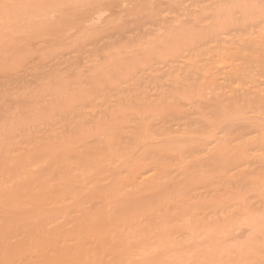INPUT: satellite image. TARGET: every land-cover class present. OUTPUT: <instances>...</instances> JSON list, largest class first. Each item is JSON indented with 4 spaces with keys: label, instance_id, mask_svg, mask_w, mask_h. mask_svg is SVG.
I'll return each instance as SVG.
<instances>
[{
    "label": "bare ground",
    "instance_id": "obj_1",
    "mask_svg": "<svg viewBox=\"0 0 264 264\" xmlns=\"http://www.w3.org/2000/svg\"><path fill=\"white\" fill-rule=\"evenodd\" d=\"M117 1L119 2V0H117ZM131 1H134L136 3V4L134 3L135 5H137L136 7L140 6V7H143V9L144 8L148 9V11L150 9L154 10V7L156 5V4L154 5V3H152L153 2L152 0H131ZM156 1L157 0H155V2ZM115 2L116 1L113 0V2H111V4L115 3ZM125 2H127V1H125ZM31 3H32V1H31ZM63 3H65V2H63ZM78 3L80 4V2H78ZM87 3L88 2H86V4ZM164 3H165V1H164ZM241 3H243V1H241ZM56 4H58V3H56ZM88 5L89 6L82 7V8H73V9L70 8V9H68L69 8L68 7L64 11L61 10L62 12H61L60 16L57 17L58 19L56 18V20L51 21V22L50 21L47 22V20H49V19H47L46 20L47 23H45L43 25H42V23L40 24L38 22V24L40 26L38 24H36V25L30 24L31 26L28 25L29 27H26V29L24 28L25 30L23 28H22L23 30L21 29V31H24V32H22L21 34L19 33V34L13 36L12 41H11L12 38L10 39V41H11V43H9L10 45H8V43H7L8 48H7V46L3 50H2V48H3L2 46H1L2 48H0V50H1L0 51V139H1L0 142H2V145L0 146V148L2 147L0 149V264H166V262H164L165 260L168 261L169 259L170 260L173 259V257H168V255H169L168 253L170 252L171 253L170 256H171L173 253H176V251H178V250L180 251V249H177V248H180L178 246V244H180V243H178V242H181L179 240H184V239H186L185 237H187V236L183 235V233H181V230H180V229H184L181 227H185V226H183V224L186 222H184V221H182V223L180 222L182 224V226L180 223H177L180 225V228L178 226H176L177 225L176 222L181 221L185 215L186 216H192V215L197 213V212H195L193 214V212L195 210L193 208H195L194 206H196V205H193V207L190 206L192 209H189L188 212L184 213L185 207L188 204V203H186L187 199H188L187 198L188 195L190 193H193L194 191L196 192V190H200L203 188H205L206 190H209V191L211 189H214V191H215V189L222 184L231 185V183L233 182L232 180H235V177H236V176H233L235 174V172H234V174H232L231 171L235 170L242 163L247 162L246 157H245L246 155L253 154L252 156H254L253 151L256 148L253 150L252 148L247 147L248 144H249L248 146L254 145L252 143H248L247 139L243 140L242 145L244 146V144H245L249 153L241 152L242 150L240 151L239 149L240 148L242 149V147L239 144H237L240 146V147L238 146L239 147L238 150L240 151L239 153L236 154V152H235L231 156L226 154V152L224 153L222 150L227 151V150H230V148H231V150L235 149V151H236V148H234V144H233L232 145L233 147L231 146L228 149H227V147H225V149H227V150L223 149L222 147H224V145L219 143L220 141H219V138L217 139V137H216L217 135L215 136V138L217 139V142L219 141L218 144L215 141V144L212 147L213 150L210 149V151H208L209 153L214 151L213 154L210 153V156L208 157L207 155H209V153L206 151L207 155L205 156V154L203 153V150H205L203 148L204 147L203 145L205 144L204 137H202L203 133H204V135L207 134L206 136H208V135L210 136V135L214 134L213 132H214L215 128H218L220 126V123L222 124V123H224L223 121L229 122V121H231V119L233 120L234 119L233 115H235L236 113H237L236 115L238 118L241 117V116H239L240 111H237L235 109L236 106L234 108L235 111L233 112V105H232V111H231L230 110L231 108H229L230 103H228L229 106L228 105L227 106H228L229 110H227L228 108H226L227 112H221L222 110L225 109V107L221 111H220V109H218L217 111H219V113L217 111H215L218 115L215 112L214 113L210 112L211 114H214V117L212 115L213 118L209 119L210 116L209 117H207V115L205 116L206 113L204 111H206V112L208 110L214 111L215 109H217V107L212 102H209V100L208 101L206 100V103H203L206 105L202 104V106H200L201 104H198V103H200L201 100L199 102L195 101L196 104L194 105V103H193L194 107L196 108L195 111L194 110L192 111L190 109H187V107H185L188 111H186L185 108L184 109L182 108V110H184L185 112L182 110H180L182 112H178L179 110L177 109V102L175 104L174 101L176 99H174L173 103L176 106L175 107L173 106V108H171L172 112L170 111V109H168L169 107H166V109H168V110L165 112L166 109H164L161 112V114H159L161 109L160 110L158 109L159 112L157 114L152 112V114L154 113V115H155V119L152 120V122L149 121V123H146L147 121L144 120L145 119L144 117H142V119H141V116H140L141 114H138L140 119L138 116L136 117V115L133 114L135 116L133 117V115H132V117H130L131 120H132V118L133 119L136 118V119L131 121V123H128V122H130V120H127L128 122L125 120L126 121L125 122L123 119L121 122L119 121V123L121 125L118 122H117V124H114V125L111 124V125H113L112 127L110 124H108L107 127L101 125V129H104V127H105L106 128L105 130H107L104 132H102L103 130L101 132H99L100 128L94 127V129H96V130L99 129L98 133L96 131V134L93 133V135H92V133H90L88 131L90 133V136H88L89 134H87L84 131L86 127L85 128L83 127L84 126L83 123L85 121L84 117L89 113H84L85 114L84 117H83L84 114L82 116L79 115L78 118L76 117L77 115H75V119L77 118L75 123L72 122L74 120L73 116H72L73 120L71 119L72 121L71 120L68 121L70 123H68L67 120H65V123L72 125L70 127L67 124V126H69V128H66V129L70 130V131H68V133L71 131H72L73 135L75 133L74 137L69 138V136L67 135L68 137L66 138V136L64 137L63 133H62V135H63L62 136L61 135L62 129L60 130L59 128L63 124V122H59V123L57 122L59 125L57 124L54 127L53 126L49 127V129H47V131H43L44 133L43 132L39 133V134H35V133L32 134L31 133L30 135H29L30 132L27 133L28 135H26L24 133L25 136H22L21 138H18V137L21 136L22 134L19 136L16 135V136H18L17 138L20 139V140H17L15 134H17L19 131L16 129L21 124H23V123L25 124L24 120L26 118H27V120L30 119L32 121H37L36 123L41 122L40 121L41 118H42V121H44V120L48 121L50 118L56 116V114L61 113L60 111H63V110L66 111V108H70L67 106H70V104L72 105V103H73L72 101L76 100V98H75V96H77L76 93L79 94V91L81 92V88H85V92L87 90L91 94L92 90H90L89 88L92 89V85L96 86L97 81H99V82L101 81V80H97L95 82V80H94L95 78L98 79L100 76L99 68L97 69L98 70L97 74H95L97 72L95 70V68L92 71L94 75L90 74L94 78H92V76H90V75L88 77H86V74H85V76H83V79H85V80H83L81 78L82 76L81 77L79 76L78 79L76 80V78L74 77L75 73L73 74L74 76L70 73L72 75V78L71 77L70 78L65 77L64 75H61V73H64V70H63V72L58 71L59 73H55L57 70H55V71L53 70L54 73L49 74V75L47 72L45 73L46 69H45V71H43L44 68L46 67L43 65V63L45 62L47 57L50 58V57H52L51 55L55 56L56 53H54V52L56 50H58L59 48H60L59 50H61L62 47H64V46L66 47V45L68 46L69 45L68 43L65 44V42L67 40L68 41L71 39L74 40L73 36L71 38L69 37L70 36L69 33H71L70 32L71 30L75 31V35L77 34L76 36H78L79 38H80V36L83 37V38H80L81 41H82V39L85 40V38L89 34V32L91 34L94 33L95 30L91 25H88V22H89L88 20H90V18L93 16L92 14L95 12V8L97 7V4L94 3V5H96V7H94L93 3L91 5L90 4H88ZM128 5H129V3H128ZM157 5H158V3H157ZM157 5H156V7H158V6L160 7V3L158 6ZM164 5H167V3ZM250 5H252V4H250ZM57 6H59V5H57ZM113 6H114V4H113ZM163 6H161V7H163ZM140 7H139V9H140ZM62 8L63 7H61V9ZM33 9H35V8H33ZM156 9L157 8H155V10ZM36 10H37V8H36ZM59 10H60V8H59ZM37 11L35 13L38 14L40 11L39 12H37ZM56 11L58 12V9ZM142 11H144V10H142ZM136 12H138V11H136ZM151 12H152V10H151ZM59 13H60V11H59ZM156 13H158V12H156ZM113 14H116V16H117V12H115ZM40 15H37L36 17L34 15V19L38 18V16H39V18H41ZM47 15H48V13H47ZM56 16H58V15H56ZM31 17H32V15H31ZM42 17H43V14H42ZM53 17H54V15H53ZM44 18H45V16H44ZM86 18H89V19L86 20ZM36 21H37V19H36ZM40 22H42V21H40ZM43 22H45V20ZM84 22H87V23H84ZM22 23H25V22L23 21ZM27 23H25V24L27 25ZM94 23H96V22H94ZM113 23L111 22L110 25ZM110 25H109V27H110ZM114 25H111V26H114ZM88 26H91L90 29ZM96 27H99L98 29L100 30V28H102L103 26L100 27V26L96 25L95 29H97ZM105 27H107V26H105ZM117 27H119V26L117 25ZM17 28L19 29L18 26H17ZM17 28H15V29H17ZM118 29L120 30V28H117L116 30H118ZM13 31H14V29H13ZM21 31L19 30L18 32H21ZM10 34H11V31H10ZM100 34H104V33L102 32ZM179 34H177V35H179ZM73 35H74V33H73ZM175 36H176V33H175ZM184 37H185V35H184ZM168 38L166 35L167 40H168ZM75 39H76V37H75ZM7 40H9V39H7ZM175 40H176V37H175ZM76 41L74 42V44L76 43ZM82 42H85V41H82ZM157 42H158V40H157ZM157 42H156V44H157ZM232 42H233V40H232ZM105 43H106V41H105ZM166 43H164V44H166ZM186 43H184V44H186ZM70 44H72V42ZM74 44H72V45H74ZM168 44H170V43H168ZM261 44H263V43H261ZM61 45H63V46H61ZM251 46H253V45H251ZM106 47H107V45H106ZM106 47H105V49H106ZM240 47H242V46H240ZM263 48H264V46H263ZM120 50L118 49V51H120ZM118 51H117V53H119ZM205 51H207V50H205ZM216 51H218V50H216ZM255 51H258V49L252 50L251 53H249L250 56H253ZM106 52L109 53L110 51H105V53L102 52V54L106 55L107 54ZM237 52L238 51H236V53ZM57 53H59V52H57ZM225 53H226V50H225ZM233 54H235V53H233ZM262 54L264 55V51ZM105 55L103 57L107 58V56L109 55L108 57L111 58L110 55H112V54L110 53V54H107L106 56ZM134 55H136V54H134ZM134 55L132 57H134ZM101 56L102 55H100V57ZM116 56H114V53H113L112 57H116ZM118 56H121L120 53ZM138 56H139V54H138ZM207 56H209V52H208ZM141 57L143 59V56H141ZM246 57L248 58L249 56L247 55ZM144 58H145V56H144ZM257 58H259V56ZM78 59H77V61H78ZM111 59H113V58H111ZM130 59L132 60V58H130ZM138 59H140V57ZM207 59L209 60V58H206V60ZM57 60H59V59H57ZM62 60H63V58H62ZM115 60H117V59H113L112 61H115ZM92 61H94V60H92ZM143 61H145V60H143ZM146 61H145V63H146ZM94 62L98 63L97 61H94ZM101 62H103V58H102ZM124 62H125V60H123V63ZM126 62H128V60ZM147 62H149V61H147ZM118 63H116V65ZM205 63L206 62H204V64ZM52 64H54V63H52ZM71 64H70V66H71ZM78 64L81 65L80 63H78ZM105 65H104V67L103 66L101 67L100 71H102L103 68L107 67V64H105ZM109 65H110V63H108V66ZM119 65H121V64H119ZM130 65H132V63H130ZM135 65H137V63H135ZM211 65L213 67L224 68L226 75L221 76V74L218 72H216V73L211 72V75H209V77L207 78L208 81L207 82H201V83L202 84L208 83L209 84L208 87L213 92H215L217 94L224 93V91L222 90V87H223L221 85L222 83H225L230 88H233V87L242 86L244 84V82L250 78L248 76V73L250 71L247 72V69L250 67L247 66L243 57H236L234 59L233 58L231 59L227 55H224L223 51H222L220 54L216 55V58L213 59ZM57 66H58V64H57ZM64 66H65V64H64ZM64 66H62V68ZM66 66L68 67V64H66ZM66 66H65V69L67 68ZM100 66H98V67H100ZM114 66H115V63H114ZM206 66H208V65H206ZM206 66H205V68H206ZM78 67H81V66H78ZM81 68H79V69H81ZM83 68L86 69V67H83ZM70 69L73 70L72 68H70ZM108 69H107V71L110 70V69L109 70ZM198 69H200V68L198 67ZM251 69H252V67H251ZM256 69H257V71L261 72L262 70H264V67L259 66V68H256ZM103 70H105V69H103ZM115 70H118V69H115ZM84 71L85 70L83 69V72ZM94 71H96V72H94ZM71 72H73V71H71ZM77 72H79V71H77ZM81 72H82V70L79 73H81ZM112 72H114V70L111 71V76H112V74H114ZM201 72L202 71L200 70V73ZM203 72H205V74H208V73H206V71H203ZM101 73L103 75V71ZM116 73H118V72H116ZM124 73H125V71H124ZM200 73H198V74H200ZM250 73L253 74V71L251 70ZM96 75H99V76L96 77ZM105 75L106 74L104 73V76ZM101 76H100V78L101 79L103 78L102 83H105L104 80H106V79H104V76L103 77H101ZM257 76H260V75H257ZM73 77L75 79H73ZM174 77H175L174 75L171 76V78H173L172 80H175L176 77L175 78ZM91 78L94 81L91 80ZM80 79H81V81H80ZM222 79H224L226 82L222 81ZM262 79H264V78H262ZM114 80H115V78H114ZM119 80L121 81V79H119ZM145 81L146 80H144L143 82L145 83ZM249 81H250V79H249ZM255 82L260 84L261 81L260 82L255 81ZM87 84H89V86H91V87H89ZM99 84H101V83H99ZM106 84H107V82H106ZM86 85L89 88H87ZM140 85L133 87V89H130V90L128 89L129 92L130 93L134 92V91L139 92V91H141L140 87H141V89L143 87L144 88L148 87V85L143 86L142 83ZM97 86H96V88H97ZM138 86H139V89H137ZM263 86H262V88L260 85H259V88L256 86L257 90L259 89L258 92L262 91ZM103 88H105V87H103ZM253 89L254 88H252L251 90L254 91L255 89L254 90ZM100 90H102V89H100ZM128 90H127V93H128ZM121 91H123L121 94L116 93V94L120 95L121 97L118 95H117V97H115V94H110V93H109L110 94L109 96L106 95V97L107 96L109 97L108 100L105 99L106 97L102 95V97H105V98H103L104 104L110 103L109 101H111L110 99H111L112 95L114 96V97H112V98H114V101L117 98L116 101L120 105H121V102L123 99L128 100L127 96H130V94L128 93V95L125 96L126 91H124V90H121ZM252 91H249V92L253 93ZM70 92H72V93H70ZM88 92H86V93H88ZM249 92H248V95L252 96V94L251 93L249 94ZM263 92H264V90H263ZM111 93H113V92H111ZM71 94H73L75 96L73 97V95L71 96ZM90 94H88V95H90ZM92 94H95V93H92ZM141 94H139V95L141 96ZM257 94H258L257 97L255 96L256 97L255 102L257 99L259 101V95L261 93L260 94L257 93ZM262 94H264V93H262ZM82 95H84V94L82 93ZM86 95L87 94L84 95V99H86L88 97V95L87 96ZM133 95H135V94H133ZM243 95H245V92L242 93L241 96H243ZM246 95H247V93H246ZM95 96H96V94H95ZM241 96L240 97L238 96V98L235 99V103H233L234 100H232L231 104L236 105L237 100L239 103V99L243 98ZM247 96H245V97H247ZM71 97L74 99H72ZM137 97H139V96L137 95ZM143 97H145V96L143 95L142 98ZM219 97L220 96H218V98ZM235 97H237V96H235ZM70 98L72 99V101ZM82 98H83V96H82ZM99 98H97V100ZM130 98H131V100H133L132 96H130ZM224 98H226V97H224ZM66 99L69 100L70 104L67 103ZM137 99H139V98H137ZM227 99L223 100L221 97L219 98L220 101H222V100L226 101ZM139 100H141V99H139ZM144 100H145V98H144ZM229 100H231V99H229ZM64 101H66V102H64ZM78 101H79V98H78ZM114 101H111V102H114ZM162 101H161V103H163ZM217 101L218 100H216V102ZM247 101L245 100V102H243V104H242L243 109H240L241 114H244L245 112L247 114L248 113L247 111L250 112V107L252 104H250V106H247V105H249L247 103ZM258 101L256 103H254L255 105L254 104L252 105L254 107V109L256 108ZM126 102H129V100ZM134 102L136 103V99L134 100ZM137 102H140V101L137 100ZM207 102H209L208 103L209 106L211 103L214 106L212 108H208V109H206V107H205V109H204L203 106H207L208 105ZM250 102H251V100H250ZM62 103H63V105H62ZM65 103H67V104H65ZM189 103H191V102H189ZM224 103H226V102H222V104H224ZM95 104L96 103H94V104L92 103V107H91V104L89 107L86 105L87 107L85 108L86 109L85 111H88L87 108H89V109L92 108L91 112H93V109L95 107H97V105H95ZM140 104H142V103H140ZM167 104H166V106H167ZM244 104L246 105L245 110L248 109L246 111H244ZM105 105H107V104H105ZM196 105L203 107L202 108L203 110L200 107H198L199 109H197ZM261 105H262V109H260ZM261 105L260 104L257 105V109H255L256 111L253 109V107H252V109L254 110L253 111L254 113L257 112L258 109H260L259 114L261 115V118H264V110H263L264 105H263V103H261ZM81 106H82V104H81ZM129 106L130 105H127V107H129ZM143 106H144V103H143ZM149 106H150V104H149ZM190 106H192V105H190ZM218 106H220V104H218ZM135 107H137V106H135ZM170 107H171V104H170ZM237 107H238V105H237ZM174 108H176L177 110H175ZM238 108H240V107H238ZM130 109H131V107H130ZM144 109H145V106H144ZM147 109H149V108H147ZM154 109H156L155 112H157V108H154ZM64 111H63V113H65ZM129 111L130 110H128L127 112H129ZM147 111H149V110H147ZM229 111H231L230 112V115H231L230 120H228L230 118L229 117L230 116ZM242 111H244V113H242ZM78 112L80 113V111H78ZM98 112H99V110H98ZM127 112L124 111V115L122 112L121 115L123 117H121L120 119L124 118L125 114ZM119 113H120V111H119ZM129 113L131 114V112H129ZM129 113L127 114V117H125V119L126 118L130 119V118H128V116H131ZM145 113H146V110H145ZM148 113H150V111L147 112V114ZM185 113H186V115L188 114L190 116H188V115L185 116ZM222 113H224V114H222ZM95 114L97 115V113H95ZM192 114H194V116L197 119L195 118L193 120L194 117L192 118V116H191ZM219 114H221V115L219 116ZM225 114L226 115L228 114L226 117V118H228L227 120H224V119H226ZM223 115H225V116H223ZM254 115L255 116H253V117H256V114H254ZM148 116H151V115L148 114ZM222 116L224 117L223 120H221ZM215 117H217L216 120L220 119L221 122L218 121V123H214L215 120L214 121H212V120ZM242 117H245V116H242ZM242 117H241V120H242ZM247 117H249V116H247ZM113 118H115V117L113 116ZM150 118L152 119V116ZM206 118L208 121H210V122L212 121L213 123L207 122V120H205ZM249 118H251V117H249ZM59 120H61V119L59 118ZM112 120H114V119H112ZM115 120H116V118H115ZM241 120H240V122H242V123L245 122L244 124H247L246 125L247 127L245 126L247 128L246 131H248V127H250V130L255 129V127H254L255 125H252L253 121H254L253 124H256V128H257V124L258 125L260 124L259 121H258V123H255V122H257V120H254L252 118H251V120L247 119V121L246 120L241 121ZM98 121H99V119H98ZM248 121H252V122H250V124L252 125V128H251V125L248 126V123H249ZM86 122H89V121L86 120ZM60 123H62V124H60ZM114 123H116V122H114ZM230 123L232 125H234V122H230ZM230 123H228V124H230ZM236 123L238 124V122H236ZM118 125H120V126H118ZM232 125H231V127H232ZM98 126H96V127H98ZM102 126H103V128H102ZM21 127H23V126H21ZM21 127H19V128H21ZM46 127H48V126H46ZM223 127H225V125ZM253 127H254V129H253ZM28 128H29V126H28ZM259 128L260 127H258V129ZM22 129H24V128H22ZM31 129H33V128H31ZM91 129H93V128H91ZM258 129H256V130H258ZM15 130L18 132H16ZM231 130H232V128H231ZM261 130H262V128H260V130H259L260 131L259 135L262 133ZM14 131H15V133H14ZM220 131H221V129H220ZM243 131H245V128ZM198 132H200L199 135H201V137L198 136ZM263 132H264V130H263ZM226 133H227V131L224 132L223 134H221L222 138H223V135L225 134L224 135L225 137L223 138L224 140L226 139L225 141H227L231 136H232L231 139L233 137L236 138L235 136L238 135L236 133H239V132L236 131L235 132L236 135H234V133L230 132V130L228 132L230 135L228 133L227 134ZM226 135H228V137H226ZM245 135L246 134H244V136ZM244 136H242V137H244ZM262 136L263 135L261 134V137ZM90 137H93V138H90ZM22 138H23V140H22ZM215 138L212 137L211 139L209 138V140L214 141L213 139H215ZM237 138H239V136ZM263 138H264V136H263ZM205 139H206V137H205ZM223 139L221 140V138H220L221 142L223 141ZM177 140H178V142H177ZM180 140H181V144H182V142L185 144L181 145L179 143ZM209 140L206 139V141H209ZM245 140L247 143L244 142ZM235 142H237V141L235 140ZM229 143L230 142H228V144ZM201 145H202V147H201ZM237 145L235 144V147ZM258 145H260V143ZM219 147H221L220 148L221 150H219ZM263 147H264V145H263ZM202 148H203V150H202ZM196 152H200L203 154L200 157V159L198 158L199 159L198 161H201V162L203 161V158H204V161L202 162V164L201 163L198 164L197 157L199 155L196 154ZM227 152L229 153V151H227ZM233 152H234V150H233ZM256 153H258V152L256 151ZM256 153H255V155H256ZM211 154H212V156H211ZM235 154H236V156H234ZM263 154L261 155V157L264 156ZM237 155H239V156H237ZM190 159L192 161L194 160L193 163H191V164H190V161H191ZM263 159H264V157H263ZM261 163H262L261 166L264 167V162H261ZM237 170H238V168H237ZM238 174H236V175H238ZM243 181H244V179H243ZM243 181H241V182H243ZM237 183H235V184H237ZM243 184H244L243 187H247L246 184H249V183L244 182ZM223 187H225V185H223ZM205 189H204V191H205ZM231 190H234V189L231 188ZM211 191H210V194H212ZM230 192L232 195V191H229L228 194L230 195ZM216 195H219V194H216ZM231 195H230V197L227 195L228 196L227 198H232L233 196L231 197ZM233 195L236 196L238 194L234 193ZM240 195L237 197H240ZM258 195H256V197H258L257 199H259L260 201L257 200L256 203L258 202L257 204H259V202H260V205H261V202L263 203L264 201H262L261 200L262 198H259L260 195L259 196ZM214 197L215 196H213L212 198L214 199ZM216 199H214V200L216 201ZM218 199L220 200V198H218ZM209 200L214 201V200H211L210 198H209ZM237 200H239V199L237 198ZM188 201H191V199ZM206 201H208V200H206ZM210 201H209V203H213ZM231 201L233 203V200H231ZM192 202H194V201H192ZM243 202H244V200H243ZM214 204H216V203H214ZM229 204H230V202H229ZM198 205H201L200 202ZM203 205H205L204 202L197 209L200 208L199 210L201 211V209H205L211 204L205 205V206H203ZM242 206L244 207V205H242ZM181 208H183V210ZM212 208L210 206V209H212ZM225 208H227V207H225ZM216 209H217V207H216ZM211 211H213V213H214L217 210L212 209ZM203 213L204 212H202V215L205 214V213L204 214ZM207 213H210V210H209V212L207 211ZM210 214H212V213H210ZM199 215L202 217L201 213ZM193 218L190 220L191 223H192V221H195V219L197 220L198 217L197 218L193 217ZM188 219H187V222H189ZM198 221H199V219H198ZM194 223L199 224L197 221L193 222V224ZM257 224H260V223H257ZM184 225H186V224H184ZM174 226L177 228H174ZM194 226L198 229V226H196V225H194ZM194 226H193V228H194ZM189 227H190V225H189ZM178 228L180 231L178 230ZM187 228H185V230H187ZM191 229H192V227H191ZM200 229H201V227H200ZM188 233L193 234L190 231H188L187 234ZM181 236H184V238ZM213 236H216V235H213ZM178 237H180V239ZM193 238H195V237H193ZM200 238H199V240H200ZM205 238H206V236H205ZM190 239H192V237ZM183 242L184 241H182V243ZM199 242H197V243H199ZM197 243H196V245H197ZM201 243H199L197 246L195 245L196 247L195 246L193 247L195 250L192 248H189L192 245H190V246L188 245V248H187L188 253L185 252V253H183V255L185 254L186 257H189L191 255V253L195 252L194 254H197L198 256H200L199 254H201L202 251L207 248L205 246H208L203 242L205 244L204 245L202 243L205 247V248H203V245H200ZM199 245H200V247H199ZM176 246H178V247H176ZM184 248H186V247H183V249ZM196 248L200 249V250H197ZM201 248H203V249L201 250ZM183 249H182V251H183ZM184 250H186V249H184ZM196 251H200L201 253L199 252V254H198V252H196ZM136 254L137 255L139 254L142 257V258H140L142 260H140L141 262H139V263L132 260V259H134V256H136ZM197 255H195V257L193 255L192 256H193V258H195L197 260V258H198ZM139 257H136V258L139 259ZM136 258H135V260H136ZM181 258H183V257H181ZM190 258L192 259L191 256H190ZM200 258H202V257H200ZM200 258H199V260H200ZM176 259L178 260L179 258H176ZM183 259H185V258H183ZM194 260H192V261H194ZM183 261H185V260H183ZM200 261H202V260H200ZM186 262H187V260H186ZM195 262L198 264L197 261H195ZM172 263H173V260H172Z\"/></svg>",
    "mask_w": 264,
    "mask_h": 264
},
{
    "label": "rangeland",
    "instance_id": "obj_2",
    "mask_svg": "<svg viewBox=\"0 0 264 264\" xmlns=\"http://www.w3.org/2000/svg\"><path fill=\"white\" fill-rule=\"evenodd\" d=\"M1 1H0V6L2 8L0 7L1 8L0 9V48L3 47L2 50L5 49L6 46L8 48V45H10L9 43H11V41L13 40V38H12L13 36H15L19 33L21 34L22 32H24V31H21V29L22 28L26 29V27H29L28 25H30V24L36 25L39 22L40 24L42 23V25H43L49 21L50 22L54 21V20H56L57 17L60 16V14L62 12L61 10L64 11L68 7H69L68 9H70V8L73 9V8L86 7V6H89L88 4L91 5L92 3H93V5H94V3L97 4V7H96V5H94V7H96V8H95V12L92 14L93 16L92 17L90 16L91 18H90V20H88L89 22L87 21L88 25H91L94 28V30H95L94 33L91 34L89 32V34L86 36L87 39L85 37H84L85 40L82 39V41H85V42H82L80 38H83V37L80 36V38H79L78 36H76L77 34L75 35V31L71 30L70 31L71 33H69V35H70L69 37L71 38L73 36L74 40H72V39H71L72 41L67 40L65 42V44H67V43L69 44L68 46L66 45L67 48L65 46H64L65 48L62 47L61 50H59L60 49L59 48L58 50H56L54 52V53H56L55 56L51 55L52 57H50V58L47 57V59L43 63V65L46 66L43 71H45V69H46L45 73L47 72L49 75V74L54 73L53 70L54 71L57 70L55 73L63 72V70H64V73H61V75H64L65 77H69V78L70 77L72 78V75L75 73L74 74L75 76L74 75L73 76L76 78V80L78 79L79 76L80 77L82 76L81 78L83 79V76H85V74H86V77H88L90 74H93L92 71L94 70V68L97 71V72L94 71V72H96L95 74L98 73V70H97L98 68H99L100 76L102 75L101 72L103 71V75L101 77L104 76V73L106 74L104 76V79H106V80H104L105 83H102L103 78L101 79L99 75H96V77L99 76V78L98 79L95 78L94 79L95 82L97 80H101L100 82L97 81V84H96V86L98 85L97 88H96V86L92 85V89H91V88H89V87H91V86H89V84H87L89 87L86 85L87 88L92 90V93L96 94V96H95V94L91 93L93 95L92 96L90 94V92H88L87 90H86V92H88V93H86L85 88H81V92L84 95L90 94V95H88V97L86 99H84V95H82V93L79 91L80 95L78 93H76L77 96L71 94V96L73 95V97L75 96V98H76L75 101L74 100L72 101V99H74V98H72V97H71L72 99L70 98L71 101L73 102L72 105L69 103V100L66 99L67 103L70 104V106H67V107H70V108H66V111L63 110L65 113H63V111H60L61 113L57 112L58 114H56V116L50 118L48 121L47 120L42 121V118H41L40 119L41 122H39V123H36L37 121H32L30 119L27 120V118H26L24 121H25V124L27 126L22 122L23 124H21L19 127H21V126H23V127H21V128L18 127L16 129L20 133L15 130L16 132H18L17 134H15V136L16 135L19 136L21 134L22 135L19 137L16 136V138L17 137L21 138L22 136H25V134L28 135L27 133H29V132H30L29 135L31 133L32 134L33 133H35V134L42 133L43 131H47V129H49V127L56 126L59 122H63V124L60 123L63 126L61 125L62 127L60 126V128H59L60 130L62 129L61 135L63 133L64 137L66 136V138L68 136H69V138L74 137L75 133H74V135L72 134V131L68 133V131H70V130L66 129V128H69V126L70 127L72 126L71 124L70 125L68 124V123H70L68 121L74 117L73 118L74 120L72 119L73 121L72 120L71 121L75 123L78 116L79 115L82 116L84 113H89L86 116H85V114L83 115V117L85 116L84 117V120H85L84 123L85 124L83 123V125H84L83 127L84 128L86 127L84 131L87 134H89L88 136H90V133H92V135H93V133L96 134V131L98 133L99 129L96 130V129H94V127L100 128L99 132H101L102 130H103L102 132H104V131H107V130H105L106 129L105 127H107L108 124L114 125V124H117V122L119 123V121L121 122L123 119H124V121L130 120V122H128V121L127 122L131 123V121L136 119V118H134V119L132 118V120H131L130 117H132L133 114H135L136 117L138 116V114H141L140 115L141 119H142V117H144L145 118L144 120L147 121V122L145 121L146 123H149V121L152 122V120L155 119L154 113L157 114L159 112L158 109L159 110L161 109L159 114H161V112L164 109H166V107H169L168 109H170V111L172 112L171 108H173V106L174 107L176 106L175 105L176 102H177V109L179 110L178 112L184 111V110H182V108L184 109L185 107H187V109L195 111L196 108L194 107V105L196 104V102H199L200 100H201L200 103H198V104H201L200 106H202L203 103H206V100L207 101L209 100V102H212L217 107V109H215L214 111H211V110L210 111L208 110L207 112L204 111L206 113V114L204 113L205 116L206 115H207V117L210 116L209 119L210 118L212 119L214 117V114H211V113H214L218 109H220V111H221L225 107V109L222 110L221 112H227V110H229V108H231L230 110L232 111V105H233V112L235 111L234 108L236 106L235 109L237 111H240L239 116H241V117L245 116V117H242L243 121H245V120L247 121V119L251 120V118L254 120H257V122H255V123H258V121H259L260 124L259 125L257 124V128H256V124H253L254 121L253 122L248 121L249 122L248 126L251 125L250 122H252V125H255L254 126L255 129L253 127L254 130H252V129L250 130V127H248V131H246V129H247L246 125L247 124H244L245 122H243V123L240 122L241 117L238 118L236 115L237 113L235 114L236 116L233 115L234 119L232 120L231 115H230L231 111H229V115H230L229 119L226 118L228 114L227 115L225 114L226 116L225 115H223V116H225V118H226L224 120H227V119L230 120L231 119V121H229V122L223 121L224 123L221 124L220 122H221V120H223L224 117L222 116L221 120L220 119L216 120L217 117H215L212 121L215 120L214 123H218V121H220L219 122L220 126L219 127L217 126L218 128H215V130L213 132L214 134L211 133L212 135H210V136L209 135L206 136L207 134L205 133L206 135H204V133H203L202 137H204V142H205V144L203 143L204 144L203 148L205 150H203V148H202V150H203V153L205 154V156L207 155L206 153L208 151H210V149L213 150L212 147L214 146L215 141L217 144L220 141L219 143L224 145V147H222L223 149H225V147H227V149H228L229 147H231L234 144V148H236V151H235V149L231 150V148H230V150L225 149V150L229 151V153L227 151L222 150L224 153L226 152V154H228L230 156L233 155V153H235V152H236V154L239 153L241 150H242L241 152L249 153L247 150V147H250L253 150L256 148L253 151L254 156H252L253 154L246 155L245 157H246L247 162L242 163L240 166H238L237 167L238 170L236 168L235 170L231 171L232 174H234V172H235V174L233 176L237 177V178L235 177V180H232L233 182L231 183V185L222 184L219 187H217L215 189V191H214V189H211L212 191L211 190L210 191L212 192V194H210L209 190H206L205 188H203L200 190H196V192L194 191L193 193H190L188 195V197H187L188 199H187L186 203H188L187 206L188 205L189 206L185 207L184 213L188 212L189 209H192L191 207H193V205L197 206L199 204V202L201 205L203 202L205 203V205H209V204H211V205H209L205 209H201V211L199 210L200 208L197 209L201 205H198L197 207L194 206L195 208H193V209H195V210H194L193 214L195 212H197L196 214H194L192 216H186L185 215L181 221L176 222V224L180 223V222L182 223V221L186 222V223L183 222L184 224H186V225L183 224V226H185V227H181L184 229H180V230H181V233H183V235L187 236V237H185L187 240L186 239L179 240V241H181V242H178V243H180V244H178V246L180 248H177V249H180V251L178 250L179 251L178 252V251H176L177 250L176 249L175 250L176 253L172 252L173 254L171 256H170L171 253L169 252L168 257H173V259H171V260L169 259L168 261L165 260L164 262H166V264H188V263L189 264L190 263L191 264H194V263L197 264L195 261H197L198 264H201V263L202 264H264V202L263 203L261 202V205H260V202H259V204H257L258 202L256 203L257 200L260 201L259 199H257L258 197H256V195H258V194L260 195L259 198H262L261 200L264 201L263 200L264 199V194H263L264 193V167L261 166L262 165L261 162H264V159H263L264 156L261 157V155L264 153V147H263V145H264V138H263V136H264V134H263L264 133L263 132V130H264V128H263L264 127V121L263 120H264V118H261V115L259 114V110L262 109L261 103H263V105H264V94H262V93H264L263 92V90H264V86H263L264 85V79H262V78H264V70L259 72L256 69V68H259V66L264 67V55L262 54L264 51V48H263V46H264V0H251V1L250 0H247V1L246 0H240V1L239 0H235V1L234 0H163V1L157 0L156 2H155V0H152L153 1L152 3H154V5L155 4L157 5V3L159 5V3H160V7L158 5H157L158 7H156V5H155L154 10L150 9L149 11H148V9H146V8L143 9V7H140V6H139L140 9H139V7H136L137 5H135L136 3L134 1H131V0H119V2L117 0H115L116 2L112 3V4H111V2H113V0H95V1L94 0H81V1L80 0H31L32 3L30 0H14L15 2L13 0H1ZM125 1H127V2H125ZM164 1H165V3H164ZM241 1H243V3H241ZM63 2H65V3H63ZM78 2H80V4ZM86 2H88V3L86 4ZM56 3H58V4H56ZM105 3L106 4L108 3V4L106 5ZM128 3H129V5H128ZM163 3L164 4L167 3V5H164ZM113 4H114V6H113ZM250 4H252V5H250ZM57 5H59V6H57ZM161 6H163V7H161ZM58 7L60 8V10ZM61 7H63V8L61 9ZM33 8H35V9H33ZM36 8L38 11L36 10ZM56 8L58 9V12L56 11L57 10ZM155 8H157V9L155 10ZM142 10H144V11H142ZM151 10H152V12H151ZM36 11L37 12L40 11V12L37 14V13H35ZM59 11H60V13H59ZM136 11H138V12H136ZM115 12H117V16H116V14H113ZM156 12H158V13H156ZM47 13H48V15H47ZM42 14H43V17H42ZM31 15H32V17H31ZM34 15H35V17L37 15H40L41 18H39V16H38V18L34 19ZM53 15H54V17H53ZM56 15H58V16H56ZM44 16L46 19L44 18ZM36 19H37V21H36ZM47 19H49V20H47ZM87 19H89V18H86V20ZM44 20H45V22H43ZM46 20H47V22H46ZM23 21L25 23L28 22L27 25L25 23H22ZM40 21H42V22H40ZM87 22H84V23H87ZM94 22H96V23H94ZM111 22L112 23L114 22L111 25H114V24L115 25L111 26L110 25ZM96 25H98L100 27L103 26V27L100 28V30L98 29L99 27H96L97 29H95ZM109 25H110V27H109ZM117 25L119 27H117ZM17 26L19 27V29L17 28ZM91 26H88L89 29ZM105 26H107V27H105ZM116 27L120 28V30L119 29L116 30L117 29ZM15 28H17V29H15ZM13 29H14V31H13ZM19 30L21 32H18ZM10 31H11V34L13 33L12 35L10 34ZM101 31L104 34H100V33H102ZM174 32L176 33V36H175ZM73 33H74V35H73ZM177 34H179V35H177ZM166 35H167V38L169 37L168 40L166 39ZM184 35H185V37H184ZM74 36L76 37V39ZM175 37H176V40H175ZM7 39H9V40H7ZM10 39H11V41H10ZM157 40H158V42H157ZM232 40H233V42H232ZM75 41H76V43H75L76 45L74 44ZM105 41L107 44L105 43ZM71 42L74 45L70 44ZM156 42H157V44H156ZM7 43H8V45H7ZM164 43H166V44H164ZM168 43H170V44H168ZM184 43H186V44H184ZM261 43H263V44H261ZM106 45H107V47H106ZM251 45H253V46H251ZM61 46H63V45H61ZM240 46H242V47H240ZM105 47H106V49H105ZM118 49L119 50L121 49L120 50L121 52L118 51ZM256 49H258V51H255L254 55L250 56L249 53H251L252 50H256ZM96 50L97 51L99 50L100 52L99 51L97 52ZM104 50L110 51L109 53L106 52L107 54L111 53L113 55V53H114V56L117 55L116 57H112V55H110L111 58L117 59V60L112 61L113 59L109 58L108 57L109 55L107 56V58L103 57L105 55V54H102V52L105 53ZM205 50H207V51H205ZM216 50H218V51H216ZM225 50H226V53H225ZM117 51L120 53L121 56H118L119 53H117ZM222 51H223L224 55H227L231 59L232 58L234 59L236 57H243L247 66L250 67V68H248L249 70L247 69V72L248 71L251 72V70H252L253 74L250 72L248 73V76L250 77V78L249 77L248 78L250 79V81H249V79H247V81H245L242 86L230 88L225 83H222L221 85L223 86L222 90L224 91V93L217 94V93L213 92L208 87V85H209L208 83L202 84L201 82H207L208 81L207 78L209 77V75H211V72H215V73L218 72L221 74V76L226 75L224 68L213 67L211 65L213 59L216 58V55L220 54ZM236 51H238V52L236 53ZM57 52H59V53H57ZM208 52H209V56H207ZM233 53H235V54H233ZM134 54H136V55H134ZM138 54H139V56H138ZM100 55H102V56L100 57ZM133 55H134V57H132ZM140 55L143 56V59ZM247 55L251 59L249 57L247 58L246 57ZM144 56H145V58H144ZM258 56H259V58H257ZM139 57L141 60L138 59ZM62 58H63V60H62ZM102 58H103V62H101ZM130 58H132V60ZM206 58H209V60L208 59L206 60ZM57 59H59L60 61ZM77 59L79 62L77 61ZM92 60L97 61L98 63H96ZM123 60H125L124 63H123ZM127 60H128V62H126ZM143 60H145V61L147 60L150 63L147 61L145 63V61H143ZM203 61L206 63L204 64ZM88 62L89 63L91 62V63L89 64ZM52 63H54L55 65ZM78 63H80L81 65H79ZM108 63H110L109 66H108ZM114 63H115V66H114ZM116 63H118V64L116 65ZM130 63H132V65H130ZM135 63H137V65H135ZM57 64H58V66H57ZM64 64H65V66H66V64H68V67L66 66L67 67L66 69H65ZM70 64H71V66H70ZM105 64H107V67L110 70L106 67V68H103L105 70L102 69V71H100L101 67L102 66L104 67ZM119 64H121V65H119ZM97 65L98 66L101 65V66L98 67ZM206 65H208V66H206ZM62 66H64V67L62 68ZM78 66L86 67V69L83 67L82 68L78 67ZM205 66H206V68H205ZM198 67L200 69H198ZM251 67H252V69H251ZM70 68H72L73 70H71ZM79 68H81V69H79ZM114 68L118 69V70H115ZM83 69L86 72L85 71L83 72ZM107 69L109 71H107ZM81 70H82V72L79 73ZM112 70H114V72H112L114 74H112V76H111ZM200 70L202 71L201 73H200ZM71 71H73V72H71ZM77 71H79V72H77ZM124 71H125V73H124ZM203 71H206V73H208V74H205V72H203ZM116 72H118V73H116ZM198 73H200V74H198ZM173 75L177 79L174 77L175 80H172L173 78H171V76H173ZM257 75H260L261 77L257 76ZM90 76H92V75H90ZM74 77H73V79H75ZM110 77L111 78L113 77L112 78L113 80ZM92 78H94V77L92 76ZM92 78H91V80H93ZM114 78H115V80H114ZM119 79H121V81ZM83 80H85V79H83ZM144 80H146L145 83L143 82ZM80 81H81V79H80ZM222 81L226 82L224 79H222ZM255 81H258V82L261 81V82L259 84ZM98 82L101 84H99ZM106 82H107V84H106ZM141 83L143 86L148 85V87H145V88L143 87L142 89L140 87L141 91H139V92L138 91L135 92L134 91L135 89L133 90L135 93L129 92L130 89H133V87L140 85ZM258 84L261 86V88L263 86V89L260 92H258L259 89L257 90V87L259 88ZM103 87H105V88H103ZM252 88H254L257 92L254 89H253L254 91H252L251 90ZM100 89H102V90H100ZM137 89H139V86L137 87ZM121 90L126 91L125 96H127L129 93L130 96H132L133 100H131L130 96H127L129 102H126L128 100L123 99L121 102V105H120L116 101L117 98L114 101V98H112L114 96L112 95L110 100L114 101V102L109 101L110 103H105L107 105L104 104L103 98H105L106 95L109 96L110 94H115V97H117L118 94H116V93L121 94L123 92ZM127 90H128V93H127ZM249 91H252L253 93H251ZM111 92H113V93H111ZM244 92H245V95L241 96L242 93H244ZM248 92H249V94L251 93L252 96L248 95ZM70 93H72V92H70ZM246 93L248 96L246 95ZM257 93H259V94L261 93L259 95V101H258V99L256 100V102L258 101L257 105L260 104L261 106H260V109H258V111H257L258 113L257 112L254 113L253 111L255 109H257V105H256L255 109L252 105L254 103H256L255 99L258 95ZM133 94H135V95H133ZM139 94H141V96ZM102 95L105 97H102ZM137 95L139 97H137ZM143 95L145 97L142 98ZM82 96H83V98H82ZM108 96L105 99L108 100V98H109ZM118 96H120V95H118ZM218 96H220L223 100L227 99L228 97L229 98L226 101H223V100L220 101L219 100L220 97L218 98ZM235 96H237V97H235ZM238 96L239 97L241 96L243 98L239 99V103L237 100L236 105L231 104L232 100H234L233 103H235V99L238 98ZM245 96H247V97H245ZM224 97H226V98H224ZM78 98H79L80 102L78 101ZM97 98H99V99L97 100ZM137 98H139L141 100H139ZM144 98H145V100H144ZM135 99H136V103L134 102ZM174 99H176L174 101L175 104L173 103ZM229 99H231V100H229ZM137 100L140 102H137ZM216 100H218V101L216 102ZM245 100L246 101L248 100L247 103L249 105H247V106H250V104H252L250 107V112L247 111L249 114L251 113L250 115L248 113L246 114V112L244 113V111L248 110V109L245 110V106H246L245 104L246 103L244 104V111H242V113H244L245 115L241 114L240 109H243L242 104H243V102H245ZM250 100H251V102H250ZM161 101L163 103H161ZM64 102H66V101H64ZM189 102H191V103H189ZM209 102H207V104ZM222 102H226L227 104L226 103L222 104ZM67 103H65V104H67ZM92 103L93 104L96 103L95 105H97V107L99 109L97 107H95L94 108L95 110L93 109V112H91L92 108L91 109L87 108L88 111H85L86 110L85 108L87 106L89 107L90 104L92 107ZM140 103H142V104H140ZM143 103H144L145 109H144ZM193 103H194V105H193ZM212 103L210 104V106H209V104L207 106H203L204 109H205V107H206V109L212 108L214 106V105H212ZM228 103H230L229 104L230 106L228 105ZM81 104H82V106H81ZM149 104H150V106H149ZM166 104H167V106H166ZM170 104H171V107H170ZM218 104H220V106H218ZM62 105H63V103H62ZM127 105H130V106L127 107ZM134 105L137 107H135ZM190 105H192L193 107ZM203 105H206V104H203ZM227 105L229 106V108ZM237 105L240 108H238ZM196 106H197V109H199L198 107H200V106H198V105H196ZM130 107H131V109H130ZM146 107L149 109H147ZM203 107H200V108L202 109ZM252 107L254 110L252 109ZM154 108H157V112H155L156 109H154ZM226 108H228V109L226 110ZM168 109H166L165 112ZM174 109L177 110L176 108H174ZM187 109L185 108L186 111H188ZM77 110L80 111V113ZM98 110H99V112H98ZM128 110H130L129 112H131V114L129 112H127ZM145 110H146V113H145ZM147 110L150 111V113H148V114L152 116V119L150 118L151 116H148L147 112H149V111H147ZM180 110H182V111H180ZM119 111H120V113H119ZM124 111L127 112L125 114V117H127L128 113L131 115V116H128V118H130V119H127V118L125 119V117L120 119L121 117H123L121 114L123 112V115H124ZM152 112H154V113L152 114ZM217 112L219 113V111H217ZM95 113H97V115ZM253 113L256 114V117H253V116H255ZM222 114H224V113H222ZM75 115H77L76 119H75ZM135 115H133V117ZM187 115L185 113V116H187ZM212 115H213V117H212ZM220 115L221 114H219V116ZM113 116L116 118V120H115V118H113ZM188 116H190V115H188ZM191 116H192V118L194 117L193 120L196 118L194 116V114H192ZM247 116H249L251 118H249ZM59 118L61 120H59ZM98 119H99V121H98ZM112 119H114V120H112ZM139 119H140V117H139ZM65 120H67L68 123H65ZM86 120L89 122H86ZM205 120H207V118ZM212 121L210 122L207 120V122H210V123H213ZM114 122H116V123H114ZM227 122L228 123L234 122V125H232L231 123L228 124ZM236 122H238V124ZM67 124L69 126H67ZM101 125L105 126L104 129H101ZM113 125H111V127ZM120 125H118V126H120ZM224 125H225V127H223ZM231 125H232V127H231ZM252 125H251V128H252ZM28 126L30 129L28 128ZM46 126H48V127H46ZM96 126H98V127H96ZM103 126H102V128H103ZM258 127L262 128V130H261L262 131L261 134L263 135L262 137H261V134L259 135L260 128L258 129ZM22 128H24V129H22ZM31 128H33V129H31ZM91 128H93V129H91ZM231 128H232V130L233 129L234 130L232 131ZM244 128H245V131H243ZM220 129H221V131H220ZM256 129H258V130H256ZM229 130H230V132L234 133V135H236V134H238V135L235 136L236 138L233 137L232 139H231V137H232L231 136L227 140L228 142H230L228 144V142L225 141L226 139L225 140L223 139L225 137L224 136L225 134L223 135V138H222L221 134H223L226 131L228 133ZM15 131H14V133H15ZM236 131L239 133L235 134ZM199 133L200 132H198V136L201 137V135H199ZM244 134H246V135L244 136ZM215 136L217 137V139L219 138L218 142H217V139L215 138ZM238 136H239V138H237ZM242 136H244V137H242ZM93 137H90V138H93ZM205 137L207 140H209V138L211 139L212 137L215 139H213L214 141L209 140L210 141L209 142V141H206ZM226 137H228V135H226ZM18 138H17V140H20ZM220 138H221V140L223 139V141H222L223 143L221 142ZM244 139H247L248 143H252L254 145H251L252 146L251 147V146H248L249 145L248 144L246 147L244 144V146H243L242 142ZM22 140H23V138H22ZM235 140L237 142H235ZM177 142H178V140H177ZM244 142L247 143L246 140ZM179 143L181 144V140L179 141ZM259 143H260V145H258ZM182 144H185V143L182 142ZM235 144L236 145L239 144L242 147V149L241 148L239 149V147H240L239 145H237L235 147ZM1 145H2V142H0V146ZM201 147H202V145H201ZM220 148L221 147H219V150H221ZM233 150H234V152H233ZM256 151L258 153H256ZM213 152L214 151H212L210 153L213 154ZM210 153H209V155H207L208 157L210 156ZM255 153H256V155H255ZM196 154L199 155L197 157V161H198L203 154L200 152H196ZM212 154H211V156H212ZM236 154L234 156H236ZM237 156H239V155H237ZM191 161H190V164L193 163L194 160L192 162ZM203 161H204V158H203ZM202 162L198 161V164L199 163L202 164ZM236 174H238V175H236ZM243 179H244V181H243ZM241 181H243V182H241ZM244 182L249 183V184H246L247 187H243ZM235 183H237V184H235ZM223 185H225V187H223ZM230 187L234 190H231ZM204 189H205V191H204ZM229 191H232V195L230 192L231 197L233 196L232 198H227L228 196L230 197V195L228 194ZM234 193L238 194V195L234 196L233 195ZM216 194H219V195H216ZM239 195L241 198L237 197ZM213 196H215L214 199L217 198L216 201L212 198ZM209 198L211 200H214L215 202L210 201ZM218 198H220V200ZM237 198L239 200H237ZM190 199H191V201H188ZM206 200H208V201H206ZM231 200H233L234 204L232 203ZM243 200H244V202H243ZM192 201H194V202H192ZM209 201L213 202V203H209ZM229 202H230V204H229ZM214 203H216V204H214ZM205 205H203V206H205ZM242 205H244V207ZM210 206H211V208L213 207L212 208L213 210H217L214 212L215 214L213 213V211H211L212 209H210ZM216 207H217V209H216ZM225 207H227V208H225ZM183 208H181V209L183 210ZM209 210H210V213H212V214L207 213V211L209 212ZM202 212H204L205 214L203 213L204 215H202ZM200 213H201L202 217L199 215ZM193 217H195V218L198 217L197 220L195 219V221H197L199 224H196V223L193 224V222H195V221H192V223L190 222V220ZM186 218L187 219L189 218L188 219L189 222H187ZM198 219H199V221H198ZM257 223H260V224H257ZM189 225H190V227H189ZM194 225L198 226V229ZM176 226H178L180 228L179 224H177ZM181 226H182V224H181ZM193 226H194V228H193ZM199 226L201 227V229ZM191 227H192V229H191ZM174 228H177V227L174 226ZM179 228H178V230H179ZM185 228H187V230H185ZM188 231L192 232L193 234H190V233L187 234ZM195 235L196 236L198 235V236L196 237ZM211 235L212 236L216 235V236L212 237ZM205 236H206V238H205ZM181 237L184 238V236H181ZM191 237H192V239H190ZM193 237H195L196 239ZM178 238L180 239V237H178ZM199 238H200V240H199ZM211 238L212 239L214 238V239L212 240ZM201 240L208 246H205L207 248L205 250H203L202 253L200 251H196V252H198V254H199V252L201 253V254H199L200 256H198L197 254H194L195 252L191 253V255H190L192 257V259L190 258L189 255H188L189 257H186L185 254H184L185 256L183 255V253L187 252L188 245L189 246L192 245L189 248L194 249L193 247L196 245V243L199 241H200L199 243H201L202 242ZM182 241H184V242L182 243ZM199 243H197V245ZM202 243L200 245L204 244V243L203 244ZM200 245H199V247H200ZM204 245H203V248H205ZM178 246H176V247H178ZM183 247H186V248H184L186 250H184ZM181 248L183 249V251ZM203 248H201V250ZM197 250H200V249H197ZM192 255L194 257H195V255H197L198 256L197 260L195 258H193ZM136 257H139V259ZM181 257H183L185 259H183ZM200 257H202V258H200ZM135 258H136V260H135ZM140 258H142L141 255L136 254V256H134V259H132V260L139 263V262H141L140 260H142ZM176 258H179V259L177 260ZM199 258L202 261H200ZM182 259L185 261H183ZM172 260H173V263H172ZM186 260H187V262H186ZM192 260H194V261H192Z\"/></svg>",
    "mask_w": 264,
    "mask_h": 264
}]
</instances>
